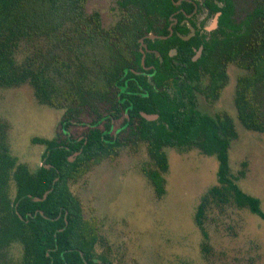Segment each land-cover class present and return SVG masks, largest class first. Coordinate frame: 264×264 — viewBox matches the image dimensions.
<instances>
[{
	"label": "trees",
	"instance_id": "1",
	"mask_svg": "<svg viewBox=\"0 0 264 264\" xmlns=\"http://www.w3.org/2000/svg\"><path fill=\"white\" fill-rule=\"evenodd\" d=\"M175 1L119 0L122 8L127 10L130 6L136 11L126 13L108 30L98 13L85 15L86 0H0V86L29 84L40 104L65 110L63 123L79 119L84 111L97 117L94 124L104 118L109 120L108 107L115 101L131 116H140L141 109H161L162 114L167 113L163 92L131 70L140 62L138 38L153 28L157 20L165 19L168 23L171 16L181 17L176 14ZM224 1L227 14L218 30L209 39L192 40L196 45H204L200 61L193 62L185 54V64L175 65L186 78L197 81L201 76L199 70L206 71L210 76L209 93L215 98L227 83L229 63L245 69L247 72L237 81V117L245 128L264 133L261 106L253 94L257 87L264 86V0H255V7L241 21L232 19L235 2ZM171 63L168 59L166 67L171 68ZM140 68L139 64L136 69ZM161 73L158 77L166 79ZM187 96L188 110L172 111L169 125L141 117L138 137L146 141L148 154L157 166L144 167L143 172L159 198L166 192L165 173L170 167L166 146L197 147L204 154L217 157L218 185L202 195L195 213V223L207 242L209 234L204 218L211 199L220 202L233 199L238 207L249 208L263 219L264 210L261 199L245 192L231 174L229 147L231 140L238 137L233 118L227 114L218 118L203 114L195 108V96L190 92ZM181 107H186L185 102L181 101ZM3 126H0V264H97L96 247L104 241L103 235L96 221L84 216L81 201L71 185L94 165L115 158L127 142L96 131L81 143L66 142V138L59 137H35L33 141L46 145V149L44 163L31 171L11 153ZM81 148L76 160L70 161V150ZM239 175L237 179L245 177L246 170L241 169ZM48 191L47 198L34 199L43 198ZM14 245L22 247L18 260L10 255ZM101 260L103 264H111L104 256Z\"/></svg>",
	"mask_w": 264,
	"mask_h": 264
},
{
	"label": "rangeland",
	"instance_id": "2",
	"mask_svg": "<svg viewBox=\"0 0 264 264\" xmlns=\"http://www.w3.org/2000/svg\"><path fill=\"white\" fill-rule=\"evenodd\" d=\"M237 6L239 15H243L252 3L237 0ZM96 11L101 13L102 25L108 30L126 14L118 0H88L86 15ZM246 72L230 64L228 82L220 97L216 100L197 93V101L203 113L214 117L227 113L234 118L239 136L229 148L231 174L245 192L261 199L264 210V133L245 128L237 118L234 103L237 80ZM208 82L204 76L201 87ZM253 94L264 121V86L257 87ZM64 111L40 104L29 84L0 86V126L4 125L11 153L31 171L41 166L45 151V145L33 139L62 137L60 121ZM94 118L90 112L82 113L80 125H69L72 136L83 138L89 131L85 125ZM106 121L99 127L103 128ZM123 121L122 114L114 121L112 133ZM165 150L170 167L165 173L166 192L161 198L143 172L144 167L157 166L148 154L146 142L140 139L125 146L115 158L94 165L71 185L84 216L95 220L103 235L104 241L96 247V260L101 261L104 256L111 264H264V219L249 208L238 207L232 198L229 202L211 199L204 218L207 242L195 223L202 195L218 185L217 157L204 154L197 147L168 146ZM241 169L246 170V176L237 179ZM11 195H15L14 183ZM21 253L19 245L10 249L15 260Z\"/></svg>",
	"mask_w": 264,
	"mask_h": 264
},
{
	"label": "flooded vegetation",
	"instance_id": "3",
	"mask_svg": "<svg viewBox=\"0 0 264 264\" xmlns=\"http://www.w3.org/2000/svg\"><path fill=\"white\" fill-rule=\"evenodd\" d=\"M87 1L88 0H86L85 5ZM233 1L235 2V13L232 16V19L236 21L244 20L247 14L250 13L256 5L255 0H248L250 3H252V7L249 10H247L243 15H239L237 0H233ZM174 3L178 7V9L176 10V14H181V17H178L176 15L171 16L168 23L165 21V19L157 20L153 28L146 30L144 34L138 38L139 45L137 47V50L141 53L140 62H139L141 68L136 69L139 67V64L136 65L135 63L136 67L134 66L133 69L131 70L135 74L144 76L145 79L148 81V83H150L152 87H154V89L163 92L162 96L167 100L168 103L166 108L167 113L162 114L160 108H157L160 109V111L156 109L155 110L151 109L149 111L141 109L139 110L140 116L137 114L131 116V114L127 110H125L121 104H117V101H115L112 104V106L110 105L108 107V113L110 119L108 120V118H104L99 120V123L94 124L93 120L95 119L97 120V117L95 116L91 124L85 125L88 126L89 131L83 138L73 137L69 129V125H74V124L80 125L79 124L81 123L80 120L72 119L69 123L66 122L63 123L62 122L63 118L60 121V126L63 131V136L62 137L56 136V137H59L61 139L66 138V142L76 141L77 143H81L84 140L85 142L88 140V136L92 133V131H96L97 133L103 132L104 134H109L113 136L116 140L119 139L121 141L127 142L126 145L124 144L125 146H127L130 143H135L136 139H140L141 141H144L138 137L140 135L138 126L141 125V117L145 118L149 122H156L157 124L163 123L169 125L170 123L169 121L172 117V111L173 112L177 111L176 109L180 111L188 110V107L190 106V104L188 103V100H190L187 96L188 92H190L191 96L193 97L195 96L196 98L195 108L198 111H200L198 108L197 93H204L208 96H211L208 89V84L210 82L209 74L206 71L201 70L202 69L201 68L199 70L201 76L198 81L193 78L188 79L186 78L185 74H183L184 72H181V70H179L176 67L175 63L185 64L184 61L185 54H187L188 57L193 62L200 61L204 52V45L203 44L196 45L192 43V40L194 38L199 40L203 38L209 39L212 33L218 30L222 20H224V17L227 14L226 13L227 6L224 0H177ZM118 5L120 8H122L119 4V0H118ZM122 10H124V12H126L128 15H130V13L133 10L136 11L134 8L132 9L130 6H128L127 10L124 8H122ZM97 13L99 14L100 20L102 21L101 13L99 11L93 12L91 15L88 16H92ZM203 13H205V16L201 17ZM208 20H210L209 23ZM153 44H156V46H154ZM168 59L172 61L171 68L166 67V62ZM230 64H235V63H229L227 65V73ZM235 65L241 68L239 65L237 64ZM159 73L161 74L164 73L167 76V78L162 80L161 78L158 77ZM204 76L208 77L209 82L204 88H202L200 83ZM228 78H229V74H228ZM236 88H237V84H236ZM213 98L216 100L218 99L215 97ZM181 101L185 102L186 107L180 108ZM234 103H235V99H234ZM117 108H119L118 111H116ZM86 112L84 111L83 113ZM122 114L124 116V121L122 122L119 129L115 133H112L114 121L116 119H119L122 116ZM203 114H207V113H203ZM226 114L227 113L218 115L216 117L214 116L212 117L214 118L224 117V115ZM147 116H150V118ZM104 120H107L104 123L105 126L103 128H100L99 124ZM121 132L124 134L121 135ZM48 139H52V138H48ZM235 139H232L231 142ZM170 147H175V146H170ZM45 149H46V145H45ZM70 151L71 153L68 156V158L69 160L70 158H73V160L70 161H75L78 155L80 154V152L82 151V148L79 150H70ZM42 162L44 163V159ZM45 165L48 168L50 167V164H45ZM41 213H43V211H41ZM97 264H103L102 260L97 261Z\"/></svg>",
	"mask_w": 264,
	"mask_h": 264
},
{
	"label": "water",
	"instance_id": "4",
	"mask_svg": "<svg viewBox=\"0 0 264 264\" xmlns=\"http://www.w3.org/2000/svg\"><path fill=\"white\" fill-rule=\"evenodd\" d=\"M147 117H149V118H150V116H147ZM70 160H73V158H70ZM48 193H49V191L45 193V195H44V197H43V198H40V197H35L34 199L39 201V200H41V199L47 198V195H48Z\"/></svg>",
	"mask_w": 264,
	"mask_h": 264
}]
</instances>
